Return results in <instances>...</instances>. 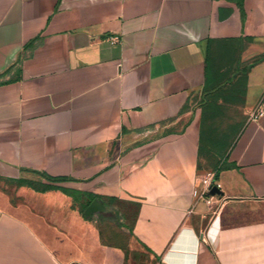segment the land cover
Returning a JSON list of instances; mask_svg holds the SVG:
<instances>
[{"label": "crops", "instance_id": "crops-1", "mask_svg": "<svg viewBox=\"0 0 264 264\" xmlns=\"http://www.w3.org/2000/svg\"><path fill=\"white\" fill-rule=\"evenodd\" d=\"M251 64L208 205L204 92ZM261 108L264 0H0V264H264Z\"/></svg>", "mask_w": 264, "mask_h": 264}, {"label": "rangeland", "instance_id": "rangeland-1", "mask_svg": "<svg viewBox=\"0 0 264 264\" xmlns=\"http://www.w3.org/2000/svg\"><path fill=\"white\" fill-rule=\"evenodd\" d=\"M239 69L232 65L219 76L218 83L204 92L206 105L201 127V150L204 158L202 178L209 172L216 173V179L221 170L222 158L237 135L244 106L246 78ZM248 119V117H247ZM35 178V177H34ZM34 186L41 188L40 180H34ZM210 194L201 197L208 205L213 198ZM95 219L102 226L118 225V218L111 212L98 214ZM141 264H151L147 256L136 253Z\"/></svg>", "mask_w": 264, "mask_h": 264}, {"label": "built area", "instance_id": "built-area-1", "mask_svg": "<svg viewBox=\"0 0 264 264\" xmlns=\"http://www.w3.org/2000/svg\"><path fill=\"white\" fill-rule=\"evenodd\" d=\"M116 40V39H114ZM113 40V41H114ZM264 116V111L263 109H259L258 111L252 112L249 114L248 119L249 121H258ZM201 188H200V197H204L206 195L210 194L211 188L213 186H217L220 188V184L218 180L216 179V173L214 172H209L206 177L201 178ZM214 197V196H212Z\"/></svg>", "mask_w": 264, "mask_h": 264}, {"label": "water", "instance_id": "water-1", "mask_svg": "<svg viewBox=\"0 0 264 264\" xmlns=\"http://www.w3.org/2000/svg\"><path fill=\"white\" fill-rule=\"evenodd\" d=\"M211 196H221L222 191L217 186H213L210 191ZM111 209L107 207L102 201L100 200H94L92 203L87 207V209L84 212L85 217L89 218L93 214L97 213H106L109 212Z\"/></svg>", "mask_w": 264, "mask_h": 264}, {"label": "trees", "instance_id": "trees-1", "mask_svg": "<svg viewBox=\"0 0 264 264\" xmlns=\"http://www.w3.org/2000/svg\"><path fill=\"white\" fill-rule=\"evenodd\" d=\"M255 64V63H254ZM254 64H251L247 67H245L243 70H242V73L245 75V78L248 74V72L251 70V68L253 67ZM90 203H88L86 206L83 207V213L85 212V210L87 209V207L89 206Z\"/></svg>", "mask_w": 264, "mask_h": 264}]
</instances>
